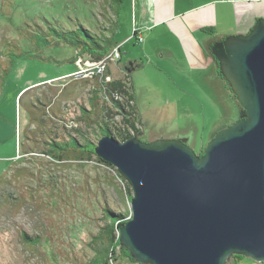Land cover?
I'll use <instances>...</instances> for the list:
<instances>
[{
	"label": "rangeland",
	"instance_id": "374dc122",
	"mask_svg": "<svg viewBox=\"0 0 264 264\" xmlns=\"http://www.w3.org/2000/svg\"><path fill=\"white\" fill-rule=\"evenodd\" d=\"M130 3L121 2L114 39L124 59L139 58L132 77L120 61L108 60L99 72L91 56L71 45L38 50L28 39L49 22L110 33L115 22L110 0H0V50L8 53L0 56V264H84L95 254L92 240L110 222L109 211L132 212L129 181L97 156L94 146L87 161L57 160L39 153L61 152L47 142L56 140L66 149L71 138L97 144L107 126L120 141L127 132L144 142L179 139L203 154L219 131L245 115L229 83L230 91L223 86L224 102L213 105L190 75L185 81L154 54L147 56L130 35ZM162 41L176 48L168 32ZM10 49L26 54L12 63ZM115 80L127 90L133 85L134 101L117 90L112 93L120 104L113 105L101 84ZM133 116L135 128L126 121ZM22 234L43 243L31 249ZM122 248L117 246L111 264H151L126 256ZM225 264L258 262L233 254Z\"/></svg>",
	"mask_w": 264,
	"mask_h": 264
},
{
	"label": "water",
	"instance_id": "95a60500",
	"mask_svg": "<svg viewBox=\"0 0 264 264\" xmlns=\"http://www.w3.org/2000/svg\"><path fill=\"white\" fill-rule=\"evenodd\" d=\"M213 54L245 115L202 155L179 139L104 134L95 146L132 187V218L119 241L139 262L225 264L233 254L264 261V18L216 43Z\"/></svg>",
	"mask_w": 264,
	"mask_h": 264
},
{
	"label": "crops",
	"instance_id": "0c3cea01",
	"mask_svg": "<svg viewBox=\"0 0 264 264\" xmlns=\"http://www.w3.org/2000/svg\"><path fill=\"white\" fill-rule=\"evenodd\" d=\"M130 35L142 40V50L148 55L167 63L183 79L190 80L209 102L219 105L223 101V86L230 91L228 82L221 75L213 46L232 35L248 34L259 18H264V0H130ZM198 13L193 17L191 14ZM122 5L115 16L121 22ZM172 35L176 48L162 44L164 34ZM115 40V39H114ZM118 44L115 41V45ZM122 49V45H121ZM122 53L119 65L124 68L128 61ZM187 75V76H186ZM224 80L226 82H224ZM231 99V95L228 96ZM235 99V98H234ZM241 116V109L238 110ZM184 139V138H181ZM185 140V139H184ZM186 141V140H185Z\"/></svg>",
	"mask_w": 264,
	"mask_h": 264
},
{
	"label": "trees",
	"instance_id": "16d2710c",
	"mask_svg": "<svg viewBox=\"0 0 264 264\" xmlns=\"http://www.w3.org/2000/svg\"><path fill=\"white\" fill-rule=\"evenodd\" d=\"M123 0H110L111 8L113 10L114 15L116 16L119 12L120 3ZM117 6V7H116ZM117 21L115 20L112 27L110 26V33H98L94 32L91 29L86 28L83 24L75 26L74 28H64L60 25H57L53 22H49L47 24L38 25L37 29H35L29 36V40L35 44L36 49H42L45 46L52 45V44H61L65 43L68 45L73 46L78 51L85 53L92 57L95 61H99L102 57L110 52V50L115 45L114 40V30L117 28ZM16 49H10V59L11 62H15L17 58L25 55L24 51H17ZM20 52V53H19ZM29 53V52H27ZM7 56L8 53L5 51L0 50V56ZM130 76V75H129ZM105 93L109 95V97L113 100V105H119L120 101L114 99L112 96V91L120 90L123 93L129 94L130 100L134 101V93H133V85L131 84V89L127 90L125 88V84L122 83L120 80H115L107 83L101 84ZM119 91V92H120ZM232 92V91H231ZM234 98H236L235 94L233 93ZM95 97H93L92 101L94 102ZM92 102V103H93ZM94 104V103H93ZM107 106V105H106ZM94 113V110H92ZM132 118V119H131ZM131 118H126V121L131 123L132 127L135 128V123L137 117L133 116ZM137 129V128H136ZM137 133H140L137 129ZM104 134L113 135L111 130L107 126H103L100 129V136ZM121 141L125 140L126 138L131 137V135L127 132L121 133ZM49 145L51 147L56 146L61 149V152L53 155V151L55 149H47L46 151L39 152L41 154L50 155L51 157L57 160H83L87 161L90 158V155L94 152L93 146L95 148L96 144H93L89 139L86 140L84 143H79L75 138H71L69 142H66L69 147L63 148L61 146V142L51 140ZM202 155V154H198ZM132 196L128 199L131 201ZM131 213H129L130 215ZM127 215V216H129ZM108 216L110 217V222L106 224L102 230L94 235L92 240V246L94 249V256L90 258L84 264H111L115 257V250L117 246L121 245L119 241V229L126 221V217L124 214H115L114 212L109 211ZM25 241L29 244L31 249L40 246L43 243V239L39 236H28L27 234H22ZM124 254L130 258L132 255L130 251L125 247L122 248Z\"/></svg>",
	"mask_w": 264,
	"mask_h": 264
},
{
	"label": "built area",
	"instance_id": "2783aa9c",
	"mask_svg": "<svg viewBox=\"0 0 264 264\" xmlns=\"http://www.w3.org/2000/svg\"><path fill=\"white\" fill-rule=\"evenodd\" d=\"M142 38L138 37V41H141ZM122 57V52H121V45L120 44H116L114 45V47L110 50V52L107 54V56H105L103 59H100L99 61H93L91 63H93V65L98 68L99 72H103V70L106 68V64L108 63V60H117L120 61ZM107 80L110 81V79L107 77ZM106 80V81H107ZM113 92V91H112ZM112 96L114 97V99H118V97L114 95V93H112ZM132 218V212L129 216L126 217V220H129ZM258 264H264V261L262 262H258Z\"/></svg>",
	"mask_w": 264,
	"mask_h": 264
},
{
	"label": "flooded vegetation",
	"instance_id": "af4514ba",
	"mask_svg": "<svg viewBox=\"0 0 264 264\" xmlns=\"http://www.w3.org/2000/svg\"><path fill=\"white\" fill-rule=\"evenodd\" d=\"M131 63V64H130ZM136 65V62H134V61H128V63H126V65H125V69L127 70V71H129V75H130V73L132 72V70H134V68L136 67L135 66Z\"/></svg>",
	"mask_w": 264,
	"mask_h": 264
}]
</instances>
